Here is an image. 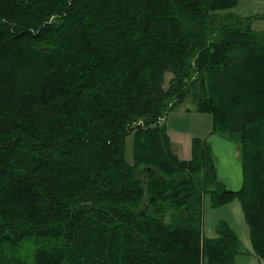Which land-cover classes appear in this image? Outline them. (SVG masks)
Here are the masks:
<instances>
[{
  "label": "trees",
  "instance_id": "trees-1",
  "mask_svg": "<svg viewBox=\"0 0 264 264\" xmlns=\"http://www.w3.org/2000/svg\"><path fill=\"white\" fill-rule=\"evenodd\" d=\"M241 2L0 0V264H237L207 193L240 200L264 257V13ZM189 98L240 143V187L206 135L174 149Z\"/></svg>",
  "mask_w": 264,
  "mask_h": 264
},
{
  "label": "rangeland",
  "instance_id": "rangeland-1",
  "mask_svg": "<svg viewBox=\"0 0 264 264\" xmlns=\"http://www.w3.org/2000/svg\"><path fill=\"white\" fill-rule=\"evenodd\" d=\"M241 8L245 13L261 12L264 13V0H242L240 3ZM247 10V11H246ZM253 26L257 28H264V17H257L253 21ZM171 72H166V84H168V78ZM196 104L190 98L183 100L179 103L175 109L171 110L169 116L170 127L169 131L172 138L173 147L176 151H180L181 155H191V134L196 133L201 136H205L207 132L211 131V114L208 112H198ZM191 108V109H187ZM179 135L182 138H179ZM207 136V135H206ZM131 136L127 141V155L132 156V142ZM237 144V154L240 157V143ZM227 151H224L225 156ZM224 167L228 168V171H235L233 163H229L227 160L222 159ZM237 173V172H236ZM225 176H221L223 180L230 183L229 173L224 171ZM235 177V176H234ZM227 220L232 227H234L242 241V247L237 254V264H264V257L259 256L253 247L251 240V230L249 223L247 222L244 210L240 200L235 197L223 204H212L209 193L206 194L203 203V229L206 234L213 235L216 233V227L220 221Z\"/></svg>",
  "mask_w": 264,
  "mask_h": 264
},
{
  "label": "crops",
  "instance_id": "crops-1",
  "mask_svg": "<svg viewBox=\"0 0 264 264\" xmlns=\"http://www.w3.org/2000/svg\"><path fill=\"white\" fill-rule=\"evenodd\" d=\"M206 135L212 144V148L215 154L218 172L220 176H225L223 172L227 171L229 173L228 175H229V180H230V183L227 182V184L233 188L240 187L243 181V167H242L241 159L237 154V144L235 140L227 135H223L218 132H213L212 128L210 132L206 133ZM179 138H182V137L179 135ZM224 151H227L226 152L227 154L225 156H223ZM177 152L181 155L179 150ZM182 157H189V156L182 155ZM222 159L227 160L229 163H233L234 165L230 164V166L235 167L236 170L228 171V168L224 167V162Z\"/></svg>",
  "mask_w": 264,
  "mask_h": 264
},
{
  "label": "built area",
  "instance_id": "built-area-1",
  "mask_svg": "<svg viewBox=\"0 0 264 264\" xmlns=\"http://www.w3.org/2000/svg\"><path fill=\"white\" fill-rule=\"evenodd\" d=\"M164 117H165V115H160V116H159V120H163ZM140 120H142V119L140 118Z\"/></svg>",
  "mask_w": 264,
  "mask_h": 264
}]
</instances>
